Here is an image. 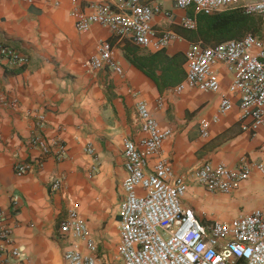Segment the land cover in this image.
Segmentation results:
<instances>
[{
	"label": "crops",
	"instance_id": "crops-1",
	"mask_svg": "<svg viewBox=\"0 0 264 264\" xmlns=\"http://www.w3.org/2000/svg\"><path fill=\"white\" fill-rule=\"evenodd\" d=\"M97 2L114 5L118 0H0V44L29 57L23 66H11L0 57V91L6 96L0 102V206L11 215L8 222L14 225V238L26 264H66L65 251L74 243L84 246L59 228L73 206L98 244L99 264L105 260L109 264L108 257L119 241L117 214L126 176L123 140L145 135L137 116L140 101L163 129L171 130L149 164L153 167L158 159H166L176 175L186 177L185 204L202 218L220 221L264 210V173L256 168L231 193L209 192L193 180L195 169L208 161L236 166L246 157L259 162L264 116L255 121L246 115L237 97L230 111L214 119L221 93L195 87L175 92L177 84L162 88L132 63L134 56L160 50L155 42L167 35L171 40L163 49L169 56L184 55L186 76V53L203 42L192 32L197 26L195 8L177 7L173 0H142L162 10L152 22L154 43L143 47L102 24L79 31L77 21ZM190 20L193 27L186 25ZM104 43L110 44L122 73L109 68L87 71L85 61ZM215 68L221 90L228 92L231 72L223 64ZM38 114L45 115L42 130L36 126ZM35 131L65 143V157L58 159L51 152L41 167L18 175L17 162L39 155L38 149L26 145ZM89 144L94 154L87 151ZM58 177L62 185L55 189ZM13 195L18 197L17 208L11 202Z\"/></svg>",
	"mask_w": 264,
	"mask_h": 264
},
{
	"label": "built area",
	"instance_id": "built-area-1",
	"mask_svg": "<svg viewBox=\"0 0 264 264\" xmlns=\"http://www.w3.org/2000/svg\"><path fill=\"white\" fill-rule=\"evenodd\" d=\"M180 8L193 6L197 13L214 14L238 10L264 15V0H173ZM91 12L83 14L76 23L79 31H87L98 23L108 26L121 38H129L136 44L148 47L154 43L153 18L162 12L159 6L142 0H118L114 5L106 2L92 3ZM169 15V12H164ZM193 22L194 20L191 19ZM187 21V26L193 24ZM171 40L159 38L155 44L163 49ZM0 57L11 66H23L28 55L14 47L0 44ZM185 79L174 87L182 92L188 87L221 93L218 113L230 111L238 97L239 108L260 121L264 116V40L253 33L216 45L195 43L186 53ZM225 65L232 74L228 92L221 90V81L215 67ZM89 72L109 68L122 73L109 43L100 46L98 53L85 61ZM6 100L0 91V102ZM16 105L15 101L12 102ZM137 116L145 134L134 140H123L122 155L126 176L122 182L123 195L118 210L119 241L117 253L122 264H264V210L256 209L240 214L228 221L202 218L194 207L185 204L188 180L176 175L166 159H158L153 165L149 159L161 152L171 134L163 129L143 101L137 104ZM45 115L38 114L36 126H45ZM205 126V125H204ZM205 132V129H204ZM206 133V132H205ZM26 145L38 149L39 155L30 161L15 164L18 175L41 167L51 152L58 159L64 158L66 145L59 139H48L35 131ZM87 151L94 154L92 144ZM259 162L252 163L242 157L236 166L225 163H203L193 172V180L212 193H231L249 178L253 168L264 173V147ZM93 170L98 169L94 156ZM62 185V178L54 181V188ZM17 208L18 197L12 196ZM11 215L0 206V264H26L21 248L14 238V225L8 222ZM63 235L83 241L82 247L74 243L64 253L66 264H99L98 244L90 236L87 224L76 206L71 207L60 222Z\"/></svg>",
	"mask_w": 264,
	"mask_h": 264
},
{
	"label": "trees",
	"instance_id": "trees-1",
	"mask_svg": "<svg viewBox=\"0 0 264 264\" xmlns=\"http://www.w3.org/2000/svg\"><path fill=\"white\" fill-rule=\"evenodd\" d=\"M197 26L192 32L197 33L205 44L218 43L237 39L247 33L264 36V19L262 15L250 14L238 10L221 11L214 14L197 13ZM132 63L150 75L160 87L174 86L184 79L185 61L182 53L173 56L166 54L165 49L153 53L139 54L131 59ZM157 70L161 71L157 74Z\"/></svg>",
	"mask_w": 264,
	"mask_h": 264
},
{
	"label": "rangeland",
	"instance_id": "rangeland-1",
	"mask_svg": "<svg viewBox=\"0 0 264 264\" xmlns=\"http://www.w3.org/2000/svg\"><path fill=\"white\" fill-rule=\"evenodd\" d=\"M262 16H263V19H264V15H262ZM258 36H259V35H258ZM260 37L264 40V36H260ZM196 194H197V193H196ZM196 194H194V195H196ZM200 195H201V193L199 192L197 198H199ZM118 210H119V209H118ZM220 215H221V216H226V214H225V215L220 214ZM107 239H108L109 241H111V240H110V236L107 237ZM108 259H109V264H122V263H121V260L119 259L118 253H117V242H116V244H115V246H114V250H113L111 256L108 257ZM104 264H106V260L104 261Z\"/></svg>",
	"mask_w": 264,
	"mask_h": 264
}]
</instances>
